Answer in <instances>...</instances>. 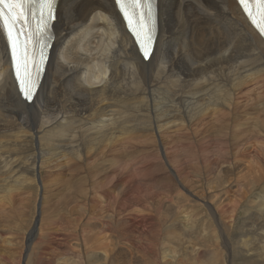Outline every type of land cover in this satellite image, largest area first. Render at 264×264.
I'll use <instances>...</instances> for the list:
<instances>
[{
    "label": "bare ground",
    "instance_id": "6f19581e",
    "mask_svg": "<svg viewBox=\"0 0 264 264\" xmlns=\"http://www.w3.org/2000/svg\"><path fill=\"white\" fill-rule=\"evenodd\" d=\"M157 8L158 36L145 63L113 0H59L54 42L31 104L17 92L0 29V202L27 189L22 173L34 176L38 184L42 168L78 162L105 148L115 152L137 137L173 138L171 147L164 144L167 149L188 151V146V155L195 156L193 136L211 140L225 133L213 120L218 112H232V126L239 98L249 106L245 120L253 121L258 135H264V35L250 26L235 0H157ZM250 85L263 88L256 87L260 95L251 99ZM251 147L264 158V145ZM82 178L76 177L74 184ZM33 191L37 188L27 197ZM179 195L177 204L188 200ZM255 205L260 207L258 201ZM258 210L257 219L264 213Z\"/></svg>",
    "mask_w": 264,
    "mask_h": 264
},
{
    "label": "rangeland",
    "instance_id": "374dc122",
    "mask_svg": "<svg viewBox=\"0 0 264 264\" xmlns=\"http://www.w3.org/2000/svg\"><path fill=\"white\" fill-rule=\"evenodd\" d=\"M256 87L248 88L251 99L263 89ZM236 102L232 126V112L213 120L225 133L193 136L195 156L188 146L167 149L173 138L147 135L115 152L105 148L85 161L42 168L38 184L22 173L27 189L0 202V264H264V213L255 218L264 209V158L250 148L263 146L264 135L245 120L246 101ZM31 188L37 191L27 197ZM180 193L188 200L178 205Z\"/></svg>",
    "mask_w": 264,
    "mask_h": 264
},
{
    "label": "snow or ice",
    "instance_id": "6c2138e0",
    "mask_svg": "<svg viewBox=\"0 0 264 264\" xmlns=\"http://www.w3.org/2000/svg\"><path fill=\"white\" fill-rule=\"evenodd\" d=\"M56 2L57 0H0V23L4 25L8 46L12 49L13 61L17 64V78L21 81V91L29 100L32 98L36 86L35 80L40 71L34 57L30 58L36 43L33 37L35 35L36 38L43 39L47 35L50 23L55 18ZM152 2L153 0H116L120 12L127 21L129 31L141 44L146 58L147 47L152 38L151 30L148 28V22L152 19ZM255 2L259 5V13L264 17V0H255ZM247 3L249 0H241L242 5ZM245 11L248 12L249 17L253 16L248 8H245ZM29 15L35 21V33L28 25ZM253 22L256 23L255 20ZM260 31L264 34V27H260Z\"/></svg>",
    "mask_w": 264,
    "mask_h": 264
}]
</instances>
